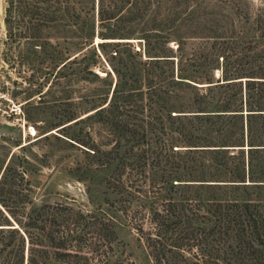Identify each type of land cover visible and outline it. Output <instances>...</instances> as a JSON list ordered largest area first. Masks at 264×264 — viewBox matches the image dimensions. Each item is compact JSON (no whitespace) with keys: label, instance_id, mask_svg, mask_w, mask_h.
I'll return each mask as SVG.
<instances>
[{"label":"trees","instance_id":"trees-1","mask_svg":"<svg viewBox=\"0 0 264 264\" xmlns=\"http://www.w3.org/2000/svg\"><path fill=\"white\" fill-rule=\"evenodd\" d=\"M3 3L7 35L32 37L35 48H45L39 37L96 32L90 0ZM183 3L97 0L99 41H86V48L110 63L113 75L104 77L116 84L95 104L111 132L102 145L82 144V154L104 173L105 198L91 209L74 200L35 205L28 181L0 168V264H133L117 256L118 222L137 233L150 264H264V68L259 77L247 76L261 81L245 86L243 100L233 90L243 78L239 70L222 67L215 81V57H208L215 49L184 52L186 42L207 45L215 37H177L172 51L173 37L164 36L196 13L197 4L180 8ZM135 34L140 37L131 38ZM132 39L141 40L142 52ZM226 40L231 47L241 44ZM106 46L112 52L101 55ZM61 55L47 53L51 61ZM79 56L59 70L90 72L85 54L71 70ZM187 105L197 108L186 111Z\"/></svg>","mask_w":264,"mask_h":264},{"label":"rangeland","instance_id":"rangeland-1","mask_svg":"<svg viewBox=\"0 0 264 264\" xmlns=\"http://www.w3.org/2000/svg\"><path fill=\"white\" fill-rule=\"evenodd\" d=\"M184 1L180 8L197 4L196 13L191 19L176 24L171 34L164 36L173 37L170 48L175 51V41L183 37H215L207 45L186 42L184 52L190 54L194 50L207 55L215 49L216 52L208 56L215 57L212 62L217 68L214 70L215 81L221 80L216 76L220 75L222 67L225 71L239 70V77L243 78L234 84L233 90L244 100L245 86L257 87L255 82L261 81L247 76L251 73L254 77L263 75V60L257 59L256 55L259 51L264 53V42L261 41L264 37V0ZM89 5V24L94 19L97 32V0L95 3L90 0ZM91 7H94V13ZM14 17L16 23L21 19L18 12ZM3 19L4 16H0V168L13 169L19 174L17 177L22 178V183L28 181L29 186L25 187L30 190L29 199L35 205L74 200L81 207H97L105 198L102 194L104 173L88 165L90 162L82 152L95 144H104L105 137L111 132L101 122L95 104L98 96L113 93L116 84L113 77H104L107 73L113 75L110 63L105 65L98 61L92 54L95 49L86 48V41L94 42V45L99 41L97 33L93 37L73 34L70 37H39L37 41L45 46L40 49L32 46V37L8 36ZM139 37L135 34L131 38ZM237 37L241 44L231 47L226 38L238 40ZM130 42L134 50L142 52L141 40ZM111 48L103 47L99 53L110 55ZM49 51L62 54L61 61L49 60ZM79 54L77 65L71 70L80 67V58L85 54L83 67L87 65L86 71L90 72L70 75V70H59L69 57L71 60ZM228 55L231 58L226 63L223 57ZM92 56H95L94 62L90 60ZM184 108L195 111L197 106ZM82 144H87L86 148ZM116 236L118 257L133 264H150L145 247L134 230L118 222Z\"/></svg>","mask_w":264,"mask_h":264},{"label":"crops","instance_id":"crops-1","mask_svg":"<svg viewBox=\"0 0 264 264\" xmlns=\"http://www.w3.org/2000/svg\"><path fill=\"white\" fill-rule=\"evenodd\" d=\"M3 11H4V3L3 0H0V16H3Z\"/></svg>","mask_w":264,"mask_h":264}]
</instances>
